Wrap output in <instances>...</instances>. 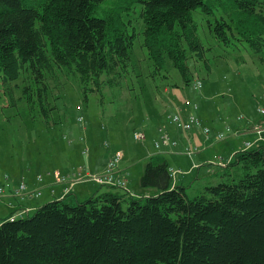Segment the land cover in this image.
<instances>
[{
    "label": "trees",
    "instance_id": "obj_1",
    "mask_svg": "<svg viewBox=\"0 0 264 264\" xmlns=\"http://www.w3.org/2000/svg\"><path fill=\"white\" fill-rule=\"evenodd\" d=\"M136 4L155 72L169 59L190 83V56L211 70L196 10L214 16L224 45L264 51V0H0L8 103L24 99L49 121L50 80L59 83L60 72L78 80L85 100L119 85L132 68ZM169 166L162 152L145 163L140 185L156 193L101 184L76 202L54 198L32 214L0 217V264H264V144L235 152L220 180L193 195Z\"/></svg>",
    "mask_w": 264,
    "mask_h": 264
},
{
    "label": "rangeland",
    "instance_id": "obj_2",
    "mask_svg": "<svg viewBox=\"0 0 264 264\" xmlns=\"http://www.w3.org/2000/svg\"><path fill=\"white\" fill-rule=\"evenodd\" d=\"M140 9V4H136L129 13L136 29L133 61L131 70L119 85L106 84L100 91H89L85 100L78 80L60 72L59 83L50 80L49 100L55 108L49 121L39 110L33 113L24 99L17 106H11L0 88V181L5 173L22 179L27 174H37L45 169L64 170L70 167V162L80 161L78 166L81 167L88 160L97 159L102 164L108 162L116 150L123 151L124 162L134 160L136 165L133 170H138L144 167L145 158L154 150V140L160 134L157 129L161 126L157 127V123L164 121L160 120L164 115L172 112L185 115L190 110L205 125H209L199 113L200 104L212 106L209 114L212 115L214 111L222 113L225 121L234 120L240 113H260L259 108L264 103V51L256 53L246 42L239 43L238 47L224 45L211 31L209 20L213 21L214 16L196 10L194 17L198 22V33L208 46L206 56L210 60L211 70H207L202 60L190 56L193 74L190 83H186L169 59L164 62L163 69L156 68L157 72L154 71V61L142 44L144 22L139 16ZM197 80L202 81L201 87L195 85ZM185 98H189L198 108L183 105ZM179 107H182V111H179ZM159 114L162 118H159ZM79 115L84 118L82 121L78 120ZM249 119L251 126L257 124ZM168 124L170 128L175 127L173 123ZM138 130L145 132L146 139L134 136ZM176 131L172 130V133L185 140L186 131ZM157 139H160V135ZM241 139L231 141L232 138L227 137L224 141L220 140L222 142L216 143L209 151L211 157L214 155L217 161L224 145H228L229 149L236 148ZM198 152L194 153L192 159L185 154L170 156L172 161L185 168L193 161L201 164L199 169L195 168L190 173L183 174L184 170L178 173V177L185 176L184 183L189 185L191 195L203 189L206 181H219L221 171L224 172L223 166L204 162L207 154ZM107 162L100 171L91 170L89 164L86 170L93 174L101 173ZM87 180L95 181L92 178ZM97 186L106 187L100 183ZM47 197L48 194H45L42 198ZM67 200L77 201L70 195ZM7 210L0 199V216L3 217ZM33 212L31 210L29 214Z\"/></svg>",
    "mask_w": 264,
    "mask_h": 264
},
{
    "label": "crops",
    "instance_id": "obj_3",
    "mask_svg": "<svg viewBox=\"0 0 264 264\" xmlns=\"http://www.w3.org/2000/svg\"><path fill=\"white\" fill-rule=\"evenodd\" d=\"M261 103L262 102H260V104ZM263 104L264 103H262L261 105H263ZM212 110H213L212 106H209V105L204 106L203 104H200L199 113L204 118V121L207 120L205 122L211 126V129H212L211 136L213 137L215 132H217L218 130H220L223 127H225L224 125L230 124L232 127H234L235 130H238V133L234 134V135H231L228 138L229 139L232 138L231 141H233V139H236V138H242L240 140V142L238 143V146L236 145L237 146L236 148L229 149L228 145H224L222 147L223 150L221 151L222 155L219 154L218 155L219 159L217 160V163H213L211 160H214V158H213L214 155L211 157V154L209 153V151L216 145V143H218V142L221 143L222 141H214V140L212 141L211 139H205L203 134H201V133L197 134V131H196L197 129L186 131L185 140H181V138L177 137L174 133H172V130L173 131L177 130L176 131L177 133H180V130L175 128V127L172 128V126H171V128L168 126L169 125L168 122H170V119H169V114H167L166 116L164 115L163 119H160V120H164V121L163 122L162 121L158 122L157 123V127L159 125L166 126V128L170 131L172 137L178 140V143L175 146H172V145H169V144H164L160 149L156 148L155 145H154V148H153L154 150L152 149L153 151H151L147 155V157L145 158V163H146V161L149 159V157L151 155L156 154L158 152H162V153H164L166 155V157H167V159H168V161L170 163V166H173V167H175L177 169H180V170H184L183 174H186L187 172L190 173L195 168L199 169L201 164L197 163L196 161H193L192 164L188 168L187 167L185 168L180 163L172 161L170 159V156L172 154H175V153L176 154H185L189 158L192 159L195 156V154L190 156V155H188V154H186L184 152V148H185V145L188 143V140L192 139L193 143L198 144L200 146V148H201V150H199L198 154H200V153L202 154L203 152L205 154H207V157H205L203 159L204 162H209V164L212 163V165L225 166L229 161H231L233 159V156H234L235 152H237L238 150H240L243 147L242 145H243L245 140H254L257 137L256 133L252 129L251 123L247 124L245 119L238 120L236 118V116L238 114L235 116L234 120L230 119V121H225V117L222 115V113H217V111L216 112L214 111L212 115L209 114ZM245 115L252 119V123H262V124H264V114H261L259 112L257 113V111H256V114L247 113ZM158 116H159V118H162V117H160V114ZM165 122H167V123H165ZM222 122H225L224 125H222ZM157 127H156V129H157ZM182 131H184V130H182ZM157 132L159 134L158 129H157ZM159 135H158V137H159ZM158 137H156V139ZM175 148H176V150H174ZM224 153H225V155H224ZM225 158L227 160H225ZM79 162L80 161H76V163L70 162V167L69 168L66 167L62 171H64V172H72V171L76 170ZM106 162L105 163L102 162V164H100L99 160L93 159V160H90V161L88 160L85 163H87V165L89 164V167H90L91 170L100 171V170H102L105 167ZM145 163H144V166H145ZM80 164H82V163H80ZM135 165L136 164H135L134 160H129L127 162H124V155H123L122 160L118 164V171H117L118 174H123L126 177V185H125L126 188L121 187L120 188L121 191L122 190L123 191H126V190L132 191V192H135L136 195H147V194H150V193H156L158 191L156 188H154V187L144 188V187H142L140 185V177H141V175H142V173L144 171V167H142V168H140L138 170H133ZM54 169H57V168H54ZM54 169H45L44 171L38 172L37 174H33V175L32 174H27L22 179H18V178L14 177V176H12L10 174L9 179L6 180V183L9 184L8 188H10L13 185H17L21 180L27 181L29 186L32 187V188L33 187L34 188L35 187H41V190H42V194L41 195L32 196V197H25V199L23 200V203L30 207V210H29L28 214L31 212V210H35L39 205H41L44 202H46L45 200L48 201V200H51V199H54V198H62V197H65V196L68 197V195L72 196L75 200H82V199H85L88 196L94 194L100 188V187L97 186L98 182H96V181L81 180V181H77L74 184L72 190L69 193H67L65 196H62L63 188L68 183L56 182L54 177L52 176V174H45L44 181H42V182H39L37 180V175L39 173H46L47 171H52ZM213 169H215V168H212V170ZM138 171H142V173L140 172V173L135 174V172H138ZM132 175H134V177L137 176V178L133 179ZM184 180H185V176L184 175L183 176L180 175L177 178V183H180V181H181V183H184ZM2 181H4V177L2 178ZM52 189H54L55 191L52 192ZM120 189L118 191H120ZM45 194H48V197L43 199L42 197ZM1 200H2V202H4V204L6 205V207L8 209L4 213L3 216H9V214L13 210L12 207H9L7 205V200H15V201L21 202L19 199H17V198L15 199V197H13L10 194H7L3 198H1Z\"/></svg>",
    "mask_w": 264,
    "mask_h": 264
},
{
    "label": "built area",
    "instance_id": "obj_4",
    "mask_svg": "<svg viewBox=\"0 0 264 264\" xmlns=\"http://www.w3.org/2000/svg\"><path fill=\"white\" fill-rule=\"evenodd\" d=\"M195 85L197 87L202 86V81L197 80L195 82ZM189 105H188V104ZM183 105L188 106V108L197 109L198 106L194 104L189 98H185L183 101ZM182 107H179V111H182ZM259 111L261 114H264V105H261L259 108ZM183 114V113H182ZM180 112H172L169 114L170 122L174 124L175 127L179 130L184 131H190L193 129H197V134H203L205 139H211L220 141L223 140L231 135L237 134L238 130H235L234 127H232L230 124L225 125L222 129L215 132L213 137L212 129L210 125H205L201 118L194 112V111H188L185 113L184 116H182ZM237 119H245L246 123H251V120L247 118L243 113H240L237 115ZM84 118L79 115L78 120L82 121ZM250 120V121H249ZM253 131L256 133V138L254 140H245L243 143V147L241 149L251 148L255 147L259 144H264V124L257 123L252 125ZM160 133V139H156L154 141V145L156 148L160 149L164 144H169L172 146H175L178 143V140L173 138L170 131L166 128V126L161 125L158 128ZM134 136L139 139L145 138V132L142 131H135ZM107 140V139H106ZM107 142V141H106ZM201 150L200 146L198 144L193 143L192 139L188 140V143L185 145L184 152L190 156H192L195 152ZM87 150H84L86 152ZM123 157V151L122 150H116L112 157L108 160L106 168L103 172L93 174L86 170L87 164H83L81 167H77L76 170L72 172H64L60 169H54L52 171H47L46 173H39L37 175V180L39 182L44 181L45 174H52L56 182H65L68 183L63 188V194L62 196H65L67 193H69L74 184L77 181L81 180H87L88 178L94 179L96 182L100 184H106V185H113L118 187L126 188V177L123 174H118V164L122 160ZM213 163H217L215 160H211ZM81 165V164H80ZM170 175L173 178L174 183L177 182L178 173L181 172L180 169H177L173 166H169ZM83 172H85L83 174ZM183 173V172H182ZM4 181H0V199L6 196L7 194L12 195L15 197V199H19V201L15 200H7V205L9 207H12L13 210L9 214L10 219H14L19 216L27 215L30 207L25 205L23 203V200L25 197H32V196H39L42 194L41 187H30L28 182L25 180H21L17 185H13L10 188H8L9 184L6 183V180L9 179V174H4ZM55 190L52 189V192ZM132 195H136L135 192L129 191Z\"/></svg>",
    "mask_w": 264,
    "mask_h": 264
}]
</instances>
